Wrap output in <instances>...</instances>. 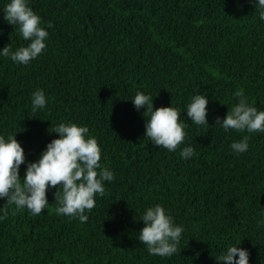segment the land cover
Segmentation results:
<instances>
[{
	"label": "trees",
	"instance_id": "1",
	"mask_svg": "<svg viewBox=\"0 0 264 264\" xmlns=\"http://www.w3.org/2000/svg\"><path fill=\"white\" fill-rule=\"evenodd\" d=\"M8 0H0V8ZM48 28L42 55L29 65L0 57V135H15L34 161L60 122L87 126L101 164L115 175L88 220L33 216L0 200V264H216L229 245L264 264V133H225L216 125L242 92L264 110V22L250 0H29ZM0 11V48L25 46ZM43 89L46 111L33 113L30 94ZM151 94L154 108H186L209 99V126L189 123L182 159L144 137L143 109L131 99ZM248 136L249 148L230 144ZM25 165H21V177ZM162 204L185 231L171 257L149 255L138 241L143 210Z\"/></svg>",
	"mask_w": 264,
	"mask_h": 264
},
{
	"label": "clouds",
	"instance_id": "2",
	"mask_svg": "<svg viewBox=\"0 0 264 264\" xmlns=\"http://www.w3.org/2000/svg\"><path fill=\"white\" fill-rule=\"evenodd\" d=\"M250 2L259 20L264 22V0ZM0 11L4 13V20L15 26L20 37L28 42L15 50L5 45L0 48V57L9 58L18 65H29L46 50L47 29L52 24L44 25L42 18L29 6V0H8ZM236 96L237 102L228 108L223 119L217 117L216 125L225 133H264V110L249 104L242 92ZM153 98L151 94L138 91L131 99L137 111L143 109L144 137L158 149L175 152L180 148L182 159L192 158L194 148L191 145L181 147L186 144L189 125L181 113H186L191 124L198 128L209 126L206 94L198 92L191 96L184 110L172 104L154 108ZM48 103L43 89L30 94L33 113L46 111ZM50 133H56L58 138L48 142L34 161H26L25 150L16 134L0 135V200H5L13 211L27 210L36 216L48 209L47 193L55 188L56 214L84 223L88 220L87 213L96 206L97 198L105 195V182H113L114 172L100 163L101 147L89 134L87 126L71 121L60 122ZM229 147L234 154L245 153L249 148L248 136L234 140ZM21 165H25L23 177ZM6 215H0V220ZM139 221L143 222V227L138 233V241L146 247L149 255L167 258L178 253L185 229L175 222L162 204L146 207ZM258 226H264V218L258 221ZM239 245L227 246L215 258L216 264H249V251Z\"/></svg>",
	"mask_w": 264,
	"mask_h": 264
}]
</instances>
